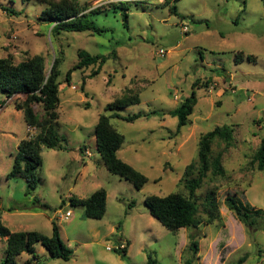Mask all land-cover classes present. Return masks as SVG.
I'll return each mask as SVG.
<instances>
[{
    "label": "rangeland",
    "instance_id": "rangeland-1",
    "mask_svg": "<svg viewBox=\"0 0 264 264\" xmlns=\"http://www.w3.org/2000/svg\"><path fill=\"white\" fill-rule=\"evenodd\" d=\"M46 1L0 0V58L17 64L42 56L47 71L55 57L60 60L55 127L66 149H42L35 203L25 194L26 181L7 175L18 144L37 131H28L22 113L14 108L21 97L0 93V102L6 103L0 108V223L11 233L36 231L45 236H51L54 223L71 251L68 261L52 259L36 244V259L30 264H147L148 256L157 264H236L243 257L242 264H264V170L253 162L264 135V0H175L177 16L162 8V0H77L85 13L102 10L90 17L109 31L100 35L50 34L42 20L49 8ZM117 3L130 5L125 11L129 18L122 19L124 11L109 6ZM4 7L19 15H7ZM159 49L165 50L164 58L156 56ZM78 50L105 56L115 50L116 57L94 78L87 79L96 68L89 67L73 72L66 84L64 76L77 63ZM240 51L256 60L235 64ZM196 80L197 103L177 134V119L168 113L190 95ZM126 94L138 97L139 103L118 111L121 116L155 113L133 123L111 120L124 136L117 157L147 179L139 190L107 171L94 141V127L99 115L106 114L105 106ZM34 110L41 113L38 105ZM222 125L233 127V140L228 146L215 141L211 159L221 155L224 175L208 174L195 194L197 216L205 221L206 199L213 192L219 217L197 229L166 230L149 214L145 199L187 196L182 174L197 159L199 138ZM100 188L106 192L101 219H88L82 205L70 204V199L87 198ZM228 196L258 211L254 228L241 225L227 209ZM65 212L70 213L67 220L60 218ZM190 235L198 244L195 255L188 248ZM121 243L125 253L119 250ZM5 249L6 241L0 238V264ZM30 258L23 253L16 264H27Z\"/></svg>",
    "mask_w": 264,
    "mask_h": 264
},
{
    "label": "trees",
    "instance_id": "trees-1",
    "mask_svg": "<svg viewBox=\"0 0 264 264\" xmlns=\"http://www.w3.org/2000/svg\"><path fill=\"white\" fill-rule=\"evenodd\" d=\"M173 1L175 0H162L161 6L162 8L167 7L169 14L177 16V8ZM48 3L49 8L42 12V20L48 23L50 34L90 32L100 35L109 32L106 28L96 26L90 19L91 16L102 12L100 8L85 13L86 9H81L77 0H62L58 2L49 0ZM109 6L114 10H120L121 8L124 11L122 19L129 18V15L125 13L130 6L128 3L109 4ZM2 11L7 15H19L16 11L6 7L2 8ZM123 27H127L126 23L123 24ZM115 57V50L110 52V56L91 55L84 50H78V61L66 72L64 81L66 84H70L73 72L89 67L96 68L90 72L87 79L94 78L100 73L107 60ZM244 60L254 62L256 58L242 51L235 54V64ZM59 63L60 60L55 57L51 69L47 71L42 56H33L17 64H14L9 58H0V93L8 98L14 95L21 97V101L14 104V108L22 113L26 127L37 131L33 138L24 139L18 144L11 170L7 175L8 179L20 177L26 181L27 190L25 194L33 198V203L37 201L33 194L37 187V169L42 163V149L58 151L66 149L63 145L66 142L65 138L58 134L55 127V123L59 118L57 108L60 104ZM198 84L199 81L196 80L191 85L190 95L176 109L168 113V115L177 119V134L187 124V119L192 114L197 103L195 89ZM138 103V97L127 94L108 103L104 108L106 114L99 115L94 127L95 148L107 171L122 180L130 182L137 190L144 186L147 179L117 157V151L124 142V136L117 132L111 124V120L118 119L133 123L143 116L155 114L142 115L137 113L123 117L118 113V111L128 106ZM4 104V102H0V108ZM35 105L41 107L40 114L35 112ZM233 133L234 129L232 126L222 125L200 136L197 159L187 165L182 174V184L187 196H183L180 193H171L166 196H149L145 199L144 202L149 214L166 230L176 232L180 229H197L203 222L210 225L219 217L213 192L206 199L207 217L205 221L197 216L199 204L196 202L195 194L202 187L208 174L214 177L224 175L221 155L211 159V148L215 141H220L226 146L231 144ZM81 149L80 147L79 152ZM253 162L257 166V170H264V135L260 139L259 146L254 153ZM70 204L82 205L86 218L99 220L105 214L106 192L100 188L87 198L81 200L70 199ZM225 205L233 213L236 220L247 229H252L257 225L260 216L255 209H248L238 202L236 198L229 196L225 199ZM51 228V236H45L36 231L11 233L0 223V238L6 241L5 258L2 264H16V258L23 253L31 257L26 262L30 264L32 260L36 259L34 254V245L36 244L42 246L48 252L50 258L68 261L71 251L62 242L58 227L53 223ZM188 248L194 255L197 254L198 244L191 235L189 236ZM121 252L125 253V249ZM244 260L245 257L240 258L236 264H242ZM147 264L157 263L148 256ZM186 264L191 263L188 261Z\"/></svg>",
    "mask_w": 264,
    "mask_h": 264
},
{
    "label": "built area",
    "instance_id": "built-area-1",
    "mask_svg": "<svg viewBox=\"0 0 264 264\" xmlns=\"http://www.w3.org/2000/svg\"><path fill=\"white\" fill-rule=\"evenodd\" d=\"M183 33H187V28H186V27H183ZM156 56H157L158 58H164V57L166 56V52H165V50H163V49H159V50L156 52ZM5 104H6V103H5ZM30 130H33V129H29V128H28V131H30ZM69 217H70V213H69V212H65V213H64V216H61L60 218H61V219H64V220H67ZM123 249H125V245H124V243H121V244L119 245V250L122 251ZM108 251H112V249L108 248Z\"/></svg>",
    "mask_w": 264,
    "mask_h": 264
},
{
    "label": "crops",
    "instance_id": "crops-1",
    "mask_svg": "<svg viewBox=\"0 0 264 264\" xmlns=\"http://www.w3.org/2000/svg\"><path fill=\"white\" fill-rule=\"evenodd\" d=\"M35 131V130H34ZM84 155H87V156H89V154H87V152H85V154Z\"/></svg>",
    "mask_w": 264,
    "mask_h": 264
}]
</instances>
